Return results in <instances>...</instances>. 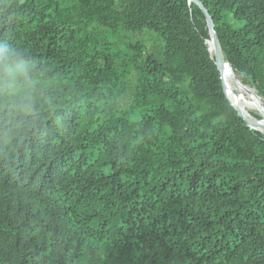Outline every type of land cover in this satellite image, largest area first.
Returning a JSON list of instances; mask_svg holds the SVG:
<instances>
[{
    "label": "trees",
    "instance_id": "obj_1",
    "mask_svg": "<svg viewBox=\"0 0 264 264\" xmlns=\"http://www.w3.org/2000/svg\"><path fill=\"white\" fill-rule=\"evenodd\" d=\"M197 1L264 98V0ZM208 38L192 0H0V264H264V136Z\"/></svg>",
    "mask_w": 264,
    "mask_h": 264
},
{
    "label": "bare ground",
    "instance_id": "obj_2",
    "mask_svg": "<svg viewBox=\"0 0 264 264\" xmlns=\"http://www.w3.org/2000/svg\"><path fill=\"white\" fill-rule=\"evenodd\" d=\"M206 44L209 54L215 59L217 51L211 34L206 40ZM220 55L222 59L221 78L227 99L238 110L239 114L251 124L252 129L260 131L264 136V98L254 88L241 81L225 58L222 50H220ZM251 112L259 115L260 118L254 117Z\"/></svg>",
    "mask_w": 264,
    "mask_h": 264
},
{
    "label": "rangeland",
    "instance_id": "obj_3",
    "mask_svg": "<svg viewBox=\"0 0 264 264\" xmlns=\"http://www.w3.org/2000/svg\"><path fill=\"white\" fill-rule=\"evenodd\" d=\"M137 39H143L146 47L152 50L156 54H158L162 48V42L160 38L156 36L154 33L148 32L146 30H142L136 33H127L125 35H120L118 41L121 43L124 41H135ZM251 114L256 118H260V116L254 112H251ZM258 132L261 133L260 131Z\"/></svg>",
    "mask_w": 264,
    "mask_h": 264
},
{
    "label": "water",
    "instance_id": "obj_4",
    "mask_svg": "<svg viewBox=\"0 0 264 264\" xmlns=\"http://www.w3.org/2000/svg\"><path fill=\"white\" fill-rule=\"evenodd\" d=\"M189 1V0H188ZM194 3L200 8V10L202 11L204 17H205V22H206V26H207V29H208V33L209 35L211 34L212 36V39H213V43L215 45V48H216V51H217V55L214 59V63L221 75V65H222V59H221V55H220V46H219V43H218V40H217V37H216V33L214 31V25H213V21L211 20V17L208 15L207 11L204 9V7L202 6L201 3H199L197 0H193ZM211 57V55H210ZM212 58V57H211ZM213 59V58H212ZM221 83H222V90H223V93H224V88H223V82H222V78H221ZM230 103V102H229ZM231 104V103H230ZM232 105V104H231ZM233 108H235L233 105H232ZM236 109V108H235ZM237 111V110H236ZM238 115L244 120V122L247 124V126L252 129V126L251 124L248 123V121L242 117L239 112L237 111ZM254 130V129H253Z\"/></svg>",
    "mask_w": 264,
    "mask_h": 264
}]
</instances>
